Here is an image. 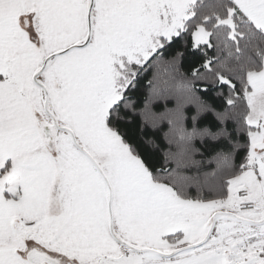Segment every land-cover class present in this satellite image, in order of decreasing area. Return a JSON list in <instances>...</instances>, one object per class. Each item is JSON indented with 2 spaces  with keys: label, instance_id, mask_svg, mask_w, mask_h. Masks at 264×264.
Wrapping results in <instances>:
<instances>
[{
  "label": "snow or ice",
  "instance_id": "snow-or-ice-1",
  "mask_svg": "<svg viewBox=\"0 0 264 264\" xmlns=\"http://www.w3.org/2000/svg\"><path fill=\"white\" fill-rule=\"evenodd\" d=\"M0 264H264V0H0Z\"/></svg>",
  "mask_w": 264,
  "mask_h": 264
}]
</instances>
